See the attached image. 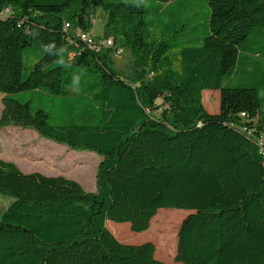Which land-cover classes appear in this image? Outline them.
I'll list each match as a JSON object with an SVG mask.
<instances>
[{
    "label": "trees",
    "instance_id": "trees-1",
    "mask_svg": "<svg viewBox=\"0 0 264 264\" xmlns=\"http://www.w3.org/2000/svg\"><path fill=\"white\" fill-rule=\"evenodd\" d=\"M208 7L207 35L173 54L149 43L145 10L130 0H0L9 10L0 18V129H34L103 157L95 193L0 159V193L13 198L0 216V264H168L153 243H121L107 227L142 233L162 209L193 212L176 264H264V0ZM97 10L116 47L130 50L134 76L122 78L112 49L68 43L65 24L89 32ZM25 51L35 61L24 72ZM206 90L219 91L218 114L206 111ZM26 92L51 98L55 123L13 97ZM179 224L163 221L169 239Z\"/></svg>",
    "mask_w": 264,
    "mask_h": 264
},
{
    "label": "rangeland",
    "instance_id": "rangeland-1",
    "mask_svg": "<svg viewBox=\"0 0 264 264\" xmlns=\"http://www.w3.org/2000/svg\"><path fill=\"white\" fill-rule=\"evenodd\" d=\"M132 3L143 6L146 14V23L149 30V43L158 45L166 43L177 53L178 47L193 45L199 38H203L208 32L209 7L208 0H175L172 3L162 4L157 0H130ZM9 14V12H8ZM90 34L97 41H105L112 38V31L106 25V15L97 10L91 19ZM72 33H75L71 29ZM83 32L78 29L77 34ZM173 52V51H172ZM24 72L35 61L33 53L24 52ZM114 68L123 79L134 76L132 68V55L130 50L124 49L122 55L113 53ZM153 76L149 74L148 79ZM238 77L229 84L234 85ZM21 103L29 102L32 109H42L50 114V122L55 123L58 114L55 112V105L51 98L37 92L20 93L13 96ZM3 95L0 94V116L3 109ZM203 105L210 114H218L220 110V93L216 90L203 92ZM3 139L1 153L9 154L16 158L19 163L29 166L31 172H40L44 175H60L67 179L78 182L86 192L97 191V175L103 157L95 152L73 150L65 144H59L50 139L44 138L30 128L6 126L0 129ZM0 153V155H1ZM2 158V157H1ZM4 159V158H2ZM8 161V160H7ZM27 173V172H26ZM13 198L0 193V216L8 208ZM160 217L153 219V227L142 233H134L127 223L118 224L107 222L119 235L121 243L129 245H141L151 242L156 247V258L166 263H175V256L178 247V234L182 222L193 212L178 209H162ZM170 215V216H169ZM174 216L180 223L176 225L172 237L166 236L168 229L162 228L163 221ZM157 216V215H156ZM155 218V217H154ZM152 223V222H151ZM151 227V226H150ZM110 230V228H109ZM111 233L113 234V232ZM130 230V231H129ZM129 232V237L124 234ZM166 236L168 241H161V235ZM114 235V234H113Z\"/></svg>",
    "mask_w": 264,
    "mask_h": 264
},
{
    "label": "built area",
    "instance_id": "built-area-1",
    "mask_svg": "<svg viewBox=\"0 0 264 264\" xmlns=\"http://www.w3.org/2000/svg\"><path fill=\"white\" fill-rule=\"evenodd\" d=\"M8 12L9 10L0 12V18L8 15ZM65 29L68 32H71L72 27L69 24H65ZM72 34L73 36H70L68 38V43L76 49L80 48V46L83 44L90 50H94L97 53L109 49H112L115 55H122L123 53V50L121 48L116 47L113 38H109L105 41L99 42L90 34V32H81L80 34H77V31H75V33ZM258 147L264 161V142L262 140L258 142Z\"/></svg>",
    "mask_w": 264,
    "mask_h": 264
},
{
    "label": "crops",
    "instance_id": "crops-1",
    "mask_svg": "<svg viewBox=\"0 0 264 264\" xmlns=\"http://www.w3.org/2000/svg\"><path fill=\"white\" fill-rule=\"evenodd\" d=\"M0 143L2 144V147H3V139L1 138V135H0ZM1 144H0V146H1ZM1 157L4 158V159H2ZM0 159L3 160V161H6V162L14 163L23 173H26V172H27L26 174H30V173H40V172H31L32 170L29 169V166H25V165L19 163L16 158L10 156L9 154L3 153V151H2V153L0 155ZM38 170H40L42 173H47V172H43L41 169H38ZM42 173H40V174H42ZM42 175H44V174H42ZM44 176H47V177H57V176H60V175H56V176L44 175ZM108 225L109 224H107V227H108ZM168 264H176V263H168Z\"/></svg>",
    "mask_w": 264,
    "mask_h": 264
}]
</instances>
